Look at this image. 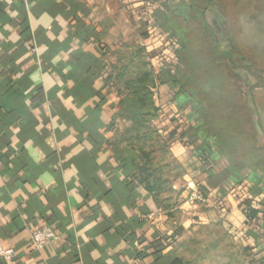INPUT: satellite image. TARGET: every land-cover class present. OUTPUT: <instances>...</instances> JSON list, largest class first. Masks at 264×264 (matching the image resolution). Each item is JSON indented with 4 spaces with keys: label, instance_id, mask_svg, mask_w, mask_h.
<instances>
[{
    "label": "crops",
    "instance_id": "1",
    "mask_svg": "<svg viewBox=\"0 0 264 264\" xmlns=\"http://www.w3.org/2000/svg\"><path fill=\"white\" fill-rule=\"evenodd\" d=\"M142 4L0 0V238L16 253L0 264H236L238 248L251 264L246 215L224 189L264 170H236L218 153L211 171L168 138L170 85L146 87L142 72L161 44L148 39ZM260 67L249 98L264 154ZM42 224L56 238L37 250Z\"/></svg>",
    "mask_w": 264,
    "mask_h": 264
},
{
    "label": "trees",
    "instance_id": "2",
    "mask_svg": "<svg viewBox=\"0 0 264 264\" xmlns=\"http://www.w3.org/2000/svg\"><path fill=\"white\" fill-rule=\"evenodd\" d=\"M155 1L153 21L160 31H168L179 41L177 59L165 63L164 71L154 72L153 76L148 71L146 74V87L154 80L177 85L178 90L171 89L170 99L162 107L173 117L169 103L173 98L178 100L183 124L172 121L166 129L168 138H177L184 146L194 149L211 171L218 153L227 156L236 170L244 167L264 170V154L257 145L249 98L254 88L250 80L262 81L259 73H262L260 66L264 67V0H224L218 5L216 0H172L169 4V0ZM212 7L219 20L217 25L226 36L223 37L232 42L235 51L222 52L218 48L217 30L206 19V10ZM191 24H199L203 31L194 34ZM222 56L241 75L236 76L227 63L218 61ZM175 64H178L177 70ZM175 71L179 74L173 75ZM142 101L144 106L152 105L147 94ZM235 186L245 191L244 199L235 196L248 218V230L241 235L242 241L247 251L258 249L264 244V180L260 174H252L248 179L237 181ZM256 197L261 200V208L252 203ZM223 203L224 207L227 204L231 208L227 200ZM144 254L142 251L138 256ZM171 263L186 264L179 257H174Z\"/></svg>",
    "mask_w": 264,
    "mask_h": 264
},
{
    "label": "built area",
    "instance_id": "3",
    "mask_svg": "<svg viewBox=\"0 0 264 264\" xmlns=\"http://www.w3.org/2000/svg\"><path fill=\"white\" fill-rule=\"evenodd\" d=\"M156 8H157V2L155 0H143V4L139 7H136V10L137 12H139L140 16L145 19L144 24L148 33V39L151 42L152 41L161 42L160 46L156 47L155 49H152V52L149 54L150 59H153L155 57L159 58L158 65L154 64L153 70L154 72H161L164 71L162 69L165 68L164 66L165 63L171 61L172 58L177 59L179 41L176 37L172 35L171 36L165 35L162 31H160L158 25H156V23L153 21V17L156 14L155 13ZM172 100L175 102V98H173ZM169 106H170L169 108L172 109V112H174L173 117L170 116L171 118H173V122L176 123L178 121V123L182 125L183 118L180 113L181 108L179 107L172 108L171 105ZM160 107H162V104L160 105ZM165 116H169V112L167 110L161 112V117L165 118ZM228 193L235 201H236V197H235L236 195L241 196V199H244L245 197L244 194L245 191H243L242 189L240 190L239 188H237V186H233V188H231V190ZM189 197L192 201L199 200L203 203L207 202L206 197L198 190H194L193 192H191ZM260 201L261 200L256 197L253 199L252 203L254 204L255 207L261 208L262 205ZM221 203L223 206L224 203L223 202ZM243 212L245 213V211ZM246 221H248L247 215H246ZM55 238H56V232L53 229V227L48 224H42L39 227L35 228L31 232V237H30L33 246L37 250H41L50 246ZM15 255L16 253L14 249L5 247L3 244V240L0 238V258L3 259L4 261L11 262L14 260Z\"/></svg>",
    "mask_w": 264,
    "mask_h": 264
},
{
    "label": "rangeland",
    "instance_id": "4",
    "mask_svg": "<svg viewBox=\"0 0 264 264\" xmlns=\"http://www.w3.org/2000/svg\"><path fill=\"white\" fill-rule=\"evenodd\" d=\"M165 1V0H164ZM171 1L172 0H169L168 1V4L169 3H171ZM179 1V0H178ZM188 0H185L184 2H187ZM217 5H218V3H224V0H216V1H214ZM207 11V13H206V19H207V21H208V23L209 24H213L214 26H215V29L217 30V32H216V38H217V45H218V48L223 52V51H228L229 49H232L233 48V44H232V42L231 41H226L227 39L226 38H224V37H226L225 36V34H223V33H221V31H222V29H220L219 27H218V25H217V23L219 24V20H218V17H217V15H216V13L214 12V10H213V7L210 9V11L207 9L206 10ZM195 25H197V24H195ZM195 25L194 24H191V29L193 30V33L195 34V32L197 31V32H200V31H203L202 30V28L201 27H199V24L196 26V28H195ZM227 29V28H226ZM162 31H163V33L165 34V35H170V34H168V31H165L164 29H162ZM229 31V30H228ZM224 33H227V30L226 31H224ZM223 35H224V37H223ZM232 50H234L235 51V49H232ZM238 59V58H237ZM218 61H221V62H223V63H227V58L226 57H224V56H222V57H219L218 58ZM158 62H159V58H153V59H150L149 58V55L148 56H146L145 55V57H144V64L142 65V72H147V70H148V72H151L152 73V75H153V73H154V70H153V67H154V64H156V65H158ZM228 62H230V61H228ZM228 64V63H227ZM153 65V66H152ZM176 65V67H175V69L177 68V66H178V64H175ZM229 65V64H228ZM230 66V68H232V71L235 73V75L236 76H239V75H241V71L240 70H237V68H235V67H233L231 64L229 65ZM144 69V70H143ZM177 70V69H176ZM177 71H175V74H173V75H177V74H179V72H177ZM155 74V73H154ZM165 75V77H167V75L166 74H164ZM169 79V78H168ZM169 87L171 88V89H174L175 91H177L178 89H177V85H173L172 83H171V81H169ZM155 100H156V97L155 96H153L152 97V105H153V108H154V104H155ZM178 100H176L175 99V102H177ZM156 105V104H155ZM161 110H157V112H160ZM155 125V124H154ZM156 127H158V128H160V126H158L157 124H156ZM161 129V128H160ZM242 249V248H241ZM261 251H262V249H254V250H252V249H250V250H248L247 251V256H250V255H252V261H251V264H261V261H260V259H261ZM263 252V251H262ZM245 252H243L242 253V255L243 256H245V254H244ZM263 255V254H262ZM243 259V257L241 256V252H239V248H238V256H236V264H243L242 263V260ZM248 264H250V263H248Z\"/></svg>",
    "mask_w": 264,
    "mask_h": 264
}]
</instances>
